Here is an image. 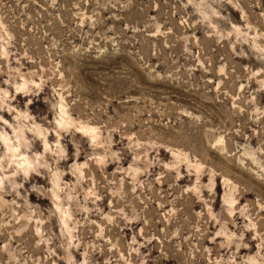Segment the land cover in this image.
Here are the masks:
<instances>
[{
    "label": "rangeland",
    "instance_id": "374dc122",
    "mask_svg": "<svg viewBox=\"0 0 264 264\" xmlns=\"http://www.w3.org/2000/svg\"><path fill=\"white\" fill-rule=\"evenodd\" d=\"M0 264H264V0H0Z\"/></svg>",
    "mask_w": 264,
    "mask_h": 264
}]
</instances>
